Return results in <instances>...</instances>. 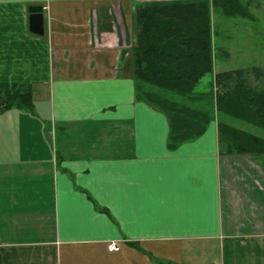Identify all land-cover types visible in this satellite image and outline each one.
I'll list each match as a JSON object with an SVG mask.
<instances>
[{"label":"crops","instance_id":"crops-1","mask_svg":"<svg viewBox=\"0 0 264 264\" xmlns=\"http://www.w3.org/2000/svg\"><path fill=\"white\" fill-rule=\"evenodd\" d=\"M143 2L0 0V101L31 100L0 104V264H264V152L229 151L223 114L173 140L134 74Z\"/></svg>","mask_w":264,"mask_h":264},{"label":"trees","instance_id":"trees-1","mask_svg":"<svg viewBox=\"0 0 264 264\" xmlns=\"http://www.w3.org/2000/svg\"><path fill=\"white\" fill-rule=\"evenodd\" d=\"M211 5L227 13L232 8H241L239 0H211ZM134 11L131 49L136 78L163 92L186 96L189 101L201 98L195 87L213 67L206 4L197 1L140 4ZM212 83L217 113L264 128V65L216 72ZM142 94L144 101L166 114L169 135L174 141L200 135L212 119L209 112L174 102L160 93L147 90ZM0 104L31 109L29 95H8L1 98ZM217 129L229 151L264 152V140L247 131L221 122Z\"/></svg>","mask_w":264,"mask_h":264},{"label":"rangeland","instance_id":"rangeland-1","mask_svg":"<svg viewBox=\"0 0 264 264\" xmlns=\"http://www.w3.org/2000/svg\"><path fill=\"white\" fill-rule=\"evenodd\" d=\"M145 1L146 2H143V4L148 5L171 3L182 0ZM239 3L241 8H232L230 13H227L220 7H212L211 0H209L208 21L211 30V58H213V68L211 71L216 69V71L219 72L229 69H244L254 65H264V0H239ZM134 23V16H131L130 27H132V35L135 30ZM212 82L213 72L206 73L195 87V91L205 92V95L200 97L204 100L206 105L209 106V109L210 105L213 104L211 100L214 99L212 95L213 92H211L213 90ZM146 86L148 87V91H158L153 85L146 84ZM193 103L194 101H191L190 105H193ZM182 104L184 103L182 102ZM209 114L210 116L212 114H219L221 116L214 108L209 110ZM222 117L223 116L219 117L217 120H223L233 127L264 138V128L244 123L230 116L225 118Z\"/></svg>","mask_w":264,"mask_h":264},{"label":"water","instance_id":"water-1","mask_svg":"<svg viewBox=\"0 0 264 264\" xmlns=\"http://www.w3.org/2000/svg\"><path fill=\"white\" fill-rule=\"evenodd\" d=\"M28 22L29 30L33 34L43 35V15L42 7L40 6H30L28 8Z\"/></svg>","mask_w":264,"mask_h":264},{"label":"built area","instance_id":"built-area-1","mask_svg":"<svg viewBox=\"0 0 264 264\" xmlns=\"http://www.w3.org/2000/svg\"><path fill=\"white\" fill-rule=\"evenodd\" d=\"M117 243H111L110 245H109V249H111V250H115L116 248H117Z\"/></svg>","mask_w":264,"mask_h":264}]
</instances>
